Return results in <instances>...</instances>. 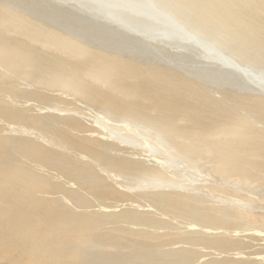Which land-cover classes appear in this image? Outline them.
Listing matches in <instances>:
<instances>
[{
    "label": "bare ground",
    "instance_id": "obj_1",
    "mask_svg": "<svg viewBox=\"0 0 264 264\" xmlns=\"http://www.w3.org/2000/svg\"><path fill=\"white\" fill-rule=\"evenodd\" d=\"M256 9L264 10V0H0V121L11 128L0 133V261L187 262L181 258L189 244L185 237L154 244L158 234L164 235L157 229L171 227L157 212L151 214L137 207L108 211L93 206V202L105 199L115 203L125 200L122 192L109 182L113 174L115 181H119L120 174L132 171L152 176L149 185L172 186L162 176L181 163L183 155L172 154L174 159L162 162L149 142L143 141L140 133L132 132L126 123L97 120L99 128L86 129L78 119L80 112L69 102L71 99L37 89L27 92L23 85L34 83V87L36 84L50 90L65 88L75 97L121 118L148 122L157 138L165 133L163 141H172L197 161L210 153L216 170L227 172L224 175L228 179L231 175L242 177L231 181L240 186L248 177V163L243 162L247 169L241 162L242 165L238 164L241 159L234 164L230 155L239 149L226 146L231 140L244 148L263 144L262 138L255 139L262 134H255L233 107L209 96L200 83L256 91L257 95L234 97L233 105L264 120V54L253 43L260 30H244L247 22L258 20L251 13H257ZM115 44L128 45L151 55L152 60L163 58L176 66L173 69L167 67L169 63L164 64L166 68L141 65L121 53L103 50ZM118 90L125 96L121 97ZM31 100L48 103L43 107L47 114L38 116L41 108H32ZM69 108L78 115L63 116L62 111ZM23 122L50 128L71 147L91 153L94 162L104 165L100 167L102 174L88 162L72 161L54 147L51 150L38 145V136V141L26 138L23 133L28 134L29 130L12 129L11 124ZM74 129L90 131V135L75 137ZM12 131L23 135H12ZM221 134L228 139L224 145L213 139ZM92 136L103 139L107 148L118 153L111 156L99 151ZM147 151L152 153L147 159L151 167L146 165V158H135L140 152L148 156ZM254 151L248 152L251 155ZM166 164L169 165L165 167ZM134 197L144 199L141 195ZM186 197L158 198L154 203L171 218L185 220L192 217L199 203L198 198ZM161 208L157 209L159 213ZM219 209H212V213L223 216L225 209ZM209 215L198 216L197 224L227 230L224 216ZM225 242L241 244L230 239Z\"/></svg>",
    "mask_w": 264,
    "mask_h": 264
},
{
    "label": "rangeland",
    "instance_id": "obj_2",
    "mask_svg": "<svg viewBox=\"0 0 264 264\" xmlns=\"http://www.w3.org/2000/svg\"><path fill=\"white\" fill-rule=\"evenodd\" d=\"M255 11L257 13H253V12L251 13L253 14V16L256 14L255 16L257 18L256 17L255 18L258 20L252 21L255 24H253L252 22H249V23L247 22V26H245L246 28L244 30H246L247 28L260 30L259 31L260 33H258V35L257 34L255 35L258 41L255 40V42L253 43L258 45L260 53L264 54L263 52L264 51V21H263L264 20V10L256 9ZM43 20L51 22L50 20L45 19V18ZM120 47L119 46L117 47V45L115 44V46L107 45L105 46V49L103 48L102 49L107 52H111V53H121V55H124L125 57L135 59L141 65L143 63V64L156 66V68L158 67L166 68L165 66L167 65H164V64L169 63L168 60H167L168 63L165 62L166 61L165 59H164L165 61L162 60L163 58L157 59V61L152 60L151 59L152 57H150L151 55L140 53L136 49L130 48L128 45H123V46L120 45ZM244 48H247V47H244ZM125 51L127 53H124ZM128 52L130 54H128ZM169 64L170 65H168L167 67L173 66L172 68L174 69V65L176 63L171 62ZM192 69L193 68L190 67V70ZM200 84L202 86V89L209 96L217 100L220 99L224 101L226 105L233 107L235 113L239 115L240 117H242V119L247 123V125L251 128V130L255 131L254 132L255 134L258 132H259V136L262 134L259 138H255V139H257L258 141H261L263 139L264 141V137H263L264 136V120L258 118L255 114L251 113L247 109H244L243 107L233 105L234 97L239 96L241 94L245 95V94H251V93L257 95L258 93L256 91H251V90L238 91L237 87H232V86L231 87L229 86L221 87L216 84H212L208 82L205 83V81L201 82ZM24 86L27 92H32V91L34 92V91L39 90L40 92L45 93V94L60 96L63 99H71V101L69 102H71L73 106H75L76 111L80 112V114L78 115L77 112L73 111L74 110L73 108H69V110L62 111V113L65 114L63 116H71L67 113H76L79 116L78 119H80L81 122H84L82 124L85 125L86 129H89V130L94 129L95 126L96 128H99L97 123H95L97 120H102V121L105 120L113 124L126 123L128 128L132 129V132L134 131L135 134L140 133L141 137H143V141H145L146 143L149 142L148 144L151 146L150 148H153L158 152L159 155L157 157L162 162L163 161L170 162L172 159H174L175 157L173 158L172 154L176 155L178 153V154L183 155L182 162L177 163L174 169L169 168L168 169L169 172L166 175L162 176L165 179L169 180V183L172 184V186L170 187L167 186V187L161 188L159 186L157 187V185H151V184L149 185V183L147 182L149 180H152L151 179L152 176H149V175L147 176H145V174L140 175L132 171L120 174L119 171L114 170L115 174L119 173L121 175L119 178V181H115L116 175L114 174L110 177L109 179L110 181L109 180L108 181L112 183L115 186V188L119 190L120 193L122 192L121 193L123 195L122 198H124L125 200L124 201L120 200L119 202L117 201V203L113 202L112 200H107V199H105V201L101 200L98 203L93 202V206L95 204L97 209H100V210L104 209L108 211L109 210L119 211L122 208H126V207L127 208L137 207L138 209H142L151 214L158 213L159 215H161V220L168 224L170 223L171 227L166 230L157 229L159 233L163 231L161 235L163 234L164 235L162 236L163 237L162 238L158 234V238L157 240L154 241V244L157 245L165 241H175V240L177 241L181 237H185V239H187L189 243L188 245H186L187 249H185L181 253L183 255L181 256V258L187 259L188 261L187 262L186 261L176 262L174 260L173 264H264V176L262 173V171H264V145H263L264 142L263 141H262L263 144L260 143L259 145L257 144V145H253L252 147L244 148L240 144H234L231 140L230 142L231 144L229 146H226L228 148H238L239 149L235 152L233 151L232 155H230V158H232V160L234 161L233 162L234 164L238 163L237 161H239L240 159L241 160L238 163L239 165L243 164V166H245L247 165L245 164L247 162L248 163L247 166L249 167V170L247 169L248 167L245 166V168L247 169L245 173L248 174L247 175L248 177L250 176L253 177V178L247 177V179H245L246 182L245 180H242V184L240 186L234 185L232 184V182L233 181L236 182L237 179L240 180L239 178L241 176L239 175L240 177L238 176L239 178H237L236 176L231 175L230 178L228 179L224 175L227 172L222 173L216 170L217 164L214 163L215 161L212 159V156L210 155V153L206 154L207 157H204V159L197 161L196 159H194L195 156L194 157L188 156L184 154L183 152H181V150L177 148L176 145L173 144L172 141L171 142L169 140L163 141L162 138H165V133H162L160 131V134L162 133L161 134L162 136L157 138L155 134H153V130L150 128L148 122H145L141 119L138 121L135 118H125V117L121 118L120 116H117L113 114L112 112H109V110L95 105L91 101H87L80 97H75L72 93L66 91L65 88L63 89H59L58 87L54 89L52 88L53 91H51L52 89L50 90V88L44 87L43 89V87H41L40 85H36V84L34 87V83H27V84H24L23 87ZM118 93L121 94V97L125 96L124 93L120 92L119 90H118ZM38 102L39 101H35V100H31V102L29 101V103L31 104L30 106L32 108L35 107V105H37L38 108H41V110L39 111L40 115L38 116L47 114L45 113L44 106H48V103L44 105ZM34 112L37 113L38 111L35 110ZM34 112L32 111L33 114ZM113 119H115V121ZM8 125L7 123H2L0 121V133L11 130V128ZM11 127L12 129L13 127H19L20 129L29 130L30 133L28 134L23 133L26 138L33 139L34 141H38L37 140V136H38L39 137V141L37 142L38 145L43 146V147L46 146V148L48 147V149H51V150L56 149L55 150L56 152L58 153L60 152L61 154L65 155L72 161L88 162L89 163L88 165H90L94 169V171L102 174L100 167L104 165L101 162H94L93 161L94 157L91 153L85 152L80 149L76 150V148L71 147L70 145H68V143L63 138L57 136L54 133V131L51 130L50 128L41 129L40 127L34 125L31 122L13 123L11 124ZM66 128L68 129V127ZM81 130H75V129L72 130L73 135L78 138H84V135H90L89 134L90 131L87 132L85 130V132H83ZM11 134L15 136L23 135L22 133L15 132V131H12ZM91 138H93L96 141V143L94 144L99 151L103 153H105L106 151V153L110 155L111 154L115 155L118 153L115 149L112 150L111 148H107L106 143H104L103 139H100L96 136H92ZM213 139H215V141L217 142L221 140L220 142L223 145L226 142H228V139L223 134L217 135ZM255 139L254 141L257 142V140ZM249 149L250 150L253 149L256 151H254V153L252 152L253 154L250 155V153L248 152ZM140 153L136 154L135 158L137 159L139 157L140 160H143L144 158H146V160H144L146 165L148 164V166L151 167V161L147 159H149L150 154L152 153L147 151L146 154H148V156L146 157L144 154H140ZM85 157L88 159V161L87 160L85 161ZM118 157H121V156L118 155ZM242 159L244 161H242ZM168 165L169 164H166L165 167H167ZM233 165L231 164L230 166H233ZM250 171H251V174H249ZM259 171L261 173H259ZM252 172H253V176H252ZM225 178L228 180V182L225 180ZM249 179L251 180L250 182H249ZM155 193L157 194L155 195ZM137 195H141V197H144V199L135 198L134 196H137ZM185 196H187L186 198H189V199L198 198L199 203L197 204V208L199 210L193 209L194 211H193L192 217H190L191 219L186 218L185 220L183 219L184 221L182 219H174L173 217L171 218L168 214L165 213V211H163L164 208L155 206V203H154L157 201L155 199H158V198L174 197L176 199L181 200L182 199L181 197H185ZM158 208H161L160 213L159 211H157ZM211 208L213 210L215 209L214 211H218L219 208L220 209L222 208L223 210L225 209V212H223L224 217L220 216L218 213L217 215L212 213L213 210ZM196 210H198V213ZM204 211L206 212L205 213L206 215L210 214L209 215L210 217L214 216V218H217L220 216V217H223L225 220H227L228 222V225L226 226L227 230L226 229L223 230L219 228L216 229V226H212L210 224H208V226L206 227L207 225L206 223H203L202 225L197 224L198 216L205 215L203 214ZM194 225L196 227H194ZM140 227L142 226H138V228ZM135 228L136 226L134 227V229ZM155 236L157 235L155 234ZM225 239L240 241L241 244L233 243L231 245H228L225 242L227 241ZM219 241H221V243L223 241L222 243L223 245L219 243ZM0 264H7V263L0 261ZM106 264H113V263L107 262Z\"/></svg>",
    "mask_w": 264,
    "mask_h": 264
}]
</instances>
